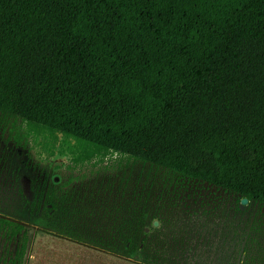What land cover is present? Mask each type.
<instances>
[{
	"label": "trees",
	"instance_id": "trees-1",
	"mask_svg": "<svg viewBox=\"0 0 264 264\" xmlns=\"http://www.w3.org/2000/svg\"><path fill=\"white\" fill-rule=\"evenodd\" d=\"M0 113L264 204V0H0ZM113 224L93 246L144 264Z\"/></svg>",
	"mask_w": 264,
	"mask_h": 264
},
{
	"label": "rangeland",
	"instance_id": "rangeland-1",
	"mask_svg": "<svg viewBox=\"0 0 264 264\" xmlns=\"http://www.w3.org/2000/svg\"><path fill=\"white\" fill-rule=\"evenodd\" d=\"M80 145L0 113V264H126L92 242L129 221L146 227L144 264H248L264 204L116 154L76 162ZM48 197L73 211L71 232Z\"/></svg>",
	"mask_w": 264,
	"mask_h": 264
},
{
	"label": "crops",
	"instance_id": "crops-1",
	"mask_svg": "<svg viewBox=\"0 0 264 264\" xmlns=\"http://www.w3.org/2000/svg\"><path fill=\"white\" fill-rule=\"evenodd\" d=\"M247 223L248 264H264V220Z\"/></svg>",
	"mask_w": 264,
	"mask_h": 264
},
{
	"label": "water",
	"instance_id": "water-1",
	"mask_svg": "<svg viewBox=\"0 0 264 264\" xmlns=\"http://www.w3.org/2000/svg\"><path fill=\"white\" fill-rule=\"evenodd\" d=\"M247 201V199H243V202H246Z\"/></svg>",
	"mask_w": 264,
	"mask_h": 264
}]
</instances>
